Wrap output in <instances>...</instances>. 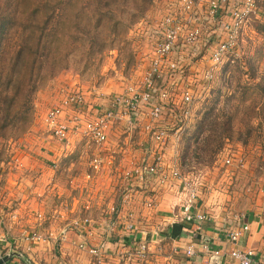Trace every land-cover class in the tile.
Returning <instances> with one entry per match:
<instances>
[{
    "label": "rangeland",
    "instance_id": "374dc122",
    "mask_svg": "<svg viewBox=\"0 0 264 264\" xmlns=\"http://www.w3.org/2000/svg\"><path fill=\"white\" fill-rule=\"evenodd\" d=\"M202 1L206 3L209 0ZM242 1L228 2L236 5ZM255 1V11L243 26L235 52L229 57L232 60L227 63L228 58L218 66L210 87L204 91L203 100L198 104L199 106L207 98L216 100L210 107L214 111L212 117L208 118L210 124L198 136L197 122L191 117L184 123L177 138L170 137L165 144L153 143L142 127L147 111H150L146 107L145 111L138 112L136 125L132 126L127 117L112 124L109 139L104 145H96L87 139L86 134L74 131H70L67 139H58L45 119L52 104L64 98L68 90L79 89L86 99L89 97L102 104V95L110 97L133 84L142 89V80L154 56L155 41L164 35L161 20L171 13L172 7H176L173 4L180 5L183 0H153L146 8L145 15L136 22H132L128 15L124 16L129 30L119 28L118 34H110L109 39L104 41L103 49L92 57L87 53V44L82 45V41L73 44L67 42L57 51L58 55L52 65L46 62L40 69L31 70L29 74H34L33 85L36 89L33 94L34 110L24 122H17V126L0 130V255L17 246L21 248L16 237H13V232L25 240L39 226L37 221L43 223L39 226L40 230H37L42 232V227L46 226L43 232L47 235L55 230L59 233V228L70 223L74 236L79 233L81 239L87 242V224L84 225L83 222L87 219L88 200L92 198L111 200L113 206H109L111 213H105L106 215L97 216V211L94 213L93 210L96 215L89 217L92 227L104 226L114 239L118 238L121 231L130 233L131 227L136 226V231H139L144 226L143 223L130 219L126 224L124 218L117 217L116 206L121 204L116 201L121 197L126 205L136 196L145 197L148 194L151 186L131 183L138 175L136 168L146 155V147H152L153 144L157 150L161 149L166 154L168 165L179 167L182 163L180 172L187 178L188 184L184 189L188 199H195L203 204L209 202V209L230 208L228 203L235 195L243 199L257 197L261 192L263 195L264 34L259 27L264 24V0ZM208 30L206 24L200 34V43L193 45L181 41L180 47L174 51V58L181 62L186 75L191 76L186 79L198 85V93L203 92V72L213 62L212 51L218 44L216 40L206 44ZM218 33H221L220 39L227 37L220 29ZM19 65L28 70L24 63ZM28 76H20L24 86L31 80ZM178 94V91L171 90L173 96L170 100ZM179 97L180 94L176 99ZM211 121L216 123L213 128ZM176 124L175 122V126ZM159 127L163 128V125ZM148 151L152 155L151 148ZM227 157L232 158V164L225 162ZM174 160L179 164L174 163ZM38 169L44 170L39 173ZM28 180H36L35 186L39 188H26ZM232 181H236V184ZM168 184L171 185V182L168 181ZM180 190L172 192L170 189V193L179 197L177 195H182ZM26 192H29V197L23 196ZM143 199L146 205L148 200ZM155 199L152 207L156 205ZM185 200L183 196L178 204L171 205L181 206ZM100 201L101 205L105 203ZM172 202L174 201H170ZM39 203L47 213L43 217L37 214ZM104 205L107 207V204ZM54 209L60 213V217H56L58 219L53 217ZM52 224L53 227L50 226ZM81 228L85 231L82 232ZM41 232L36 241L41 242L43 239ZM161 235L160 233L158 236L162 237ZM51 242L55 247L57 243L58 247L62 245L61 239L57 237ZM111 247L114 249L115 246ZM110 249L112 248L106 249L102 258L106 264L110 261L111 264H116L113 250ZM132 252L135 254L133 258L140 259L136 256V251ZM54 253L51 250L48 255L53 254L54 257ZM119 259L118 264H124V260ZM66 264L69 263L66 261ZM77 264L82 263L80 261ZM156 264H161V260H157Z\"/></svg>",
    "mask_w": 264,
    "mask_h": 264
},
{
    "label": "built area",
    "instance_id": "2783aa9c",
    "mask_svg": "<svg viewBox=\"0 0 264 264\" xmlns=\"http://www.w3.org/2000/svg\"><path fill=\"white\" fill-rule=\"evenodd\" d=\"M228 1L209 0L203 3L202 0H183L180 5L173 4L176 7H172L171 13L161 20L164 35L162 34L155 41L154 56L150 68L142 80V89H140L141 86L137 87L133 84L110 97L102 95V104L86 99L84 93L79 89L66 91L64 98L53 103L46 114L47 125L54 136L63 140L67 139L70 131H74L86 134L87 139L96 145H104L109 139V129L112 124L127 117L130 124L134 126L138 123V112L145 111L147 108L150 111H147V118L142 127L149 134L153 143L163 142L165 144L170 137L177 138L184 123L194 116V111L203 100L204 91L210 87L218 66L234 54L241 30L249 20L251 13L255 11V0H243L236 5L230 4ZM206 24L209 27L208 37L205 39L206 44L209 45L214 40L218 44L212 51L213 62L203 72V92L198 93L196 91L198 85L187 80L191 76L186 75L181 62L174 58L176 54L174 51L180 47L181 41L193 45L200 43L202 40L200 34L203 33V27ZM219 29L222 33L227 34L226 38L220 39ZM161 76L166 77L167 83L164 87L159 88L156 85V77ZM171 90L178 91L181 97L176 99L178 94L170 100L171 96L175 94L173 92L171 95ZM86 108L87 112H85ZM160 125H163V128L159 127ZM150 148L153 161L150 163L146 161L142 167L136 168V172L141 177L156 180L161 185H167L168 181L184 179L185 176L181 174L177 166L167 164L166 155L162 153L161 149L157 150L154 144L148 149ZM164 153L166 152L164 151ZM145 158L148 160V157ZM225 162L232 164L233 160L231 157H227ZM153 202V200L147 201V205L152 206ZM38 216L42 217L41 214ZM205 219L206 216L203 213L196 215L194 220L196 231H202ZM91 222L87 218L83 224L88 226ZM248 230H250V226L245 223L233 228L228 233L229 241L233 247L227 254L233 257L235 264H258L260 261L264 264L263 256H259L253 249L239 246L241 238ZM30 237L40 238L37 231H33ZM203 245L204 250L208 252L225 254L222 249H216L208 242ZM78 246L82 249L88 248L90 253L101 261L102 248L105 243L98 247H89L87 242L83 241ZM140 247L141 249L136 250V253L139 257H145L147 245L143 243ZM195 253L193 245L188 247L187 254L189 256L195 255Z\"/></svg>",
    "mask_w": 264,
    "mask_h": 264
},
{
    "label": "crops",
    "instance_id": "0c3cea01",
    "mask_svg": "<svg viewBox=\"0 0 264 264\" xmlns=\"http://www.w3.org/2000/svg\"><path fill=\"white\" fill-rule=\"evenodd\" d=\"M88 99L90 100L89 97ZM148 148L149 147H147L145 152L146 155L149 154V156L145 155V157H148V160L144 157L141 163H138L139 167H142L146 161L150 163L154 159L153 155L148 151ZM174 163L179 164L177 160H174ZM27 168L28 167H26V169ZM41 170L44 169H38V172L40 173ZM36 180H28V185H25V187L34 186L39 188L37 185L35 186V184H37ZM134 180L135 181H132L131 185L138 184L142 186L143 184L145 186H151L148 190V194H146L145 197L138 195L136 198L127 202L129 204L126 205V202L124 203L121 197H119L116 203H120L121 205L118 204L116 206L117 209L115 213L118 218H124L126 224L129 223L131 219L143 223L144 226H141L142 228L139 231H136V226L135 228L131 227L130 233L121 231L119 232L120 237L117 235L118 238L115 237L114 239L109 235L110 232L106 231L107 229L105 230L104 226L92 227L90 223L87 226V245L89 247H98L105 243L104 248H102V256L105 251H107L106 249L110 247L112 248L110 250H113L112 254L116 258V260L114 259L116 264H118V260L120 262L119 258L124 260V264H156L157 260H161V264H235L233 257L227 254L233 247V244L229 241L228 233L233 228L247 223L250 226V230L241 238L239 246L253 249L259 256L264 257V194L262 195V192L257 197H246L245 199L237 198V195H235L228 203L230 208L216 207L215 209H209L207 207L210 204L209 202L203 204L198 200L188 199L187 191L184 189L187 185L186 177L181 181H171V185H161L156 180H149L141 177L140 174L136 175ZM232 183L236 184V181H232ZM181 187H183V190H180ZM170 189L172 192H178V190H180L182 191V195H177L179 197H176L173 193H170ZM28 193L29 192L24 193L23 196H28ZM183 196L186 200L182 202L183 204H181V206L174 207L171 205L175 203L178 204V202L183 199ZM142 199L144 201H154L155 199L156 205L153 207L148 206L147 203L145 205ZM100 200H103V203L105 202L104 204H107V207H105L104 204L101 205ZM100 200L98 198L88 200L87 218H93V216L96 215L94 214L96 211L97 216L111 213V209L109 208V206L113 207L111 200ZM113 200H115V198ZM172 200L174 202L170 203ZM40 203H42V198L40 199ZM40 203L37 214H41L43 217L44 214L47 213ZM198 213H203L206 216L201 232L196 231L194 228V220ZM53 217L55 219L60 217V213H58L57 209L53 210ZM37 222L39 226L43 224L41 221ZM39 226L35 227L36 230L34 231H38L37 229L40 230ZM50 226L53 227V224ZM42 228L46 229V226ZM43 229L42 232L40 231L43 237L41 242L36 241L30 236L24 240L19 234L17 235L13 232V237H16V241L21 245V248L16 245L17 248L15 250L24 253L30 262L28 263L20 257H14L9 264H40L42 262L47 264H66V261L69 264H77V262L80 263V261L82 264H106L102 257H100V263L98 257L92 255L88 248L82 249L78 246L84 239H81L79 233L74 236L73 228L70 223L64 226V228H59V233L55 230L50 235H47L43 232ZM80 230L82 232L85 231V229L82 228ZM40 232L38 231L39 234ZM160 233L162 237L158 236ZM123 234L129 235L125 236ZM56 237L61 239V247H58V243L57 247H55V245L53 246L51 240L56 239ZM20 238L21 240L19 241ZM119 241L121 243H119ZM7 242L8 240L6 239V243ZM205 242H208L216 249H222L225 254H215L204 250L203 244ZM143 243L147 245L146 256L139 257L140 259L133 258L135 254H133L134 252L132 251L141 249L140 246ZM191 245L194 246L196 253L195 255L189 256L187 254V249ZM111 246H115L114 249ZM103 249H105V251H103ZM51 250L55 252L54 257L53 254L48 255ZM109 255L110 257L112 256L111 252ZM136 256L138 257V254H136ZM77 259H80V261H77ZM130 260H132L131 263ZM111 263L110 261L109 264ZM120 264L123 263L121 262ZM258 264L263 263L260 261Z\"/></svg>",
    "mask_w": 264,
    "mask_h": 264
},
{
    "label": "trees",
    "instance_id": "16d2710c",
    "mask_svg": "<svg viewBox=\"0 0 264 264\" xmlns=\"http://www.w3.org/2000/svg\"><path fill=\"white\" fill-rule=\"evenodd\" d=\"M152 1L0 0V130L24 122L34 110L36 89L34 74H29L31 70L40 69L46 62L52 65L57 51L67 42L82 41V45L87 44L89 57L96 55L110 34H118L119 28L129 30L124 16L128 15L132 22L138 21ZM260 26L264 34V24ZM21 62L28 70L19 65ZM24 75L31 79L26 86L20 78ZM166 83L165 76L156 77L159 88ZM211 101L204 99L194 111L192 120L198 125L197 136L210 124L208 118L214 113L210 107L216 100ZM215 125L211 121V128Z\"/></svg>",
    "mask_w": 264,
    "mask_h": 264
},
{
    "label": "water",
    "instance_id": "95a60500",
    "mask_svg": "<svg viewBox=\"0 0 264 264\" xmlns=\"http://www.w3.org/2000/svg\"><path fill=\"white\" fill-rule=\"evenodd\" d=\"M14 257H20L28 263L30 260L20 251L11 249L8 253L0 255V264H9Z\"/></svg>",
    "mask_w": 264,
    "mask_h": 264
}]
</instances>
